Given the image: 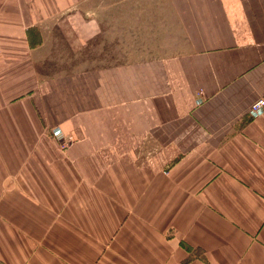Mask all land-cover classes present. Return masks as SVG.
<instances>
[{
    "label": "crops",
    "instance_id": "crops-1",
    "mask_svg": "<svg viewBox=\"0 0 264 264\" xmlns=\"http://www.w3.org/2000/svg\"><path fill=\"white\" fill-rule=\"evenodd\" d=\"M264 0H0V264H264Z\"/></svg>",
    "mask_w": 264,
    "mask_h": 264
},
{
    "label": "built area",
    "instance_id": "built-area-1",
    "mask_svg": "<svg viewBox=\"0 0 264 264\" xmlns=\"http://www.w3.org/2000/svg\"><path fill=\"white\" fill-rule=\"evenodd\" d=\"M250 116L254 119L259 118L264 114V98L258 100L250 109Z\"/></svg>",
    "mask_w": 264,
    "mask_h": 264
}]
</instances>
